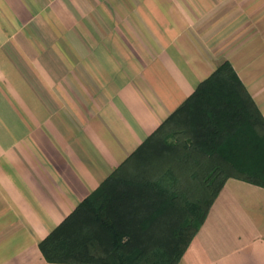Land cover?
I'll use <instances>...</instances> for the list:
<instances>
[{
  "label": "crops",
  "instance_id": "0c3cea01",
  "mask_svg": "<svg viewBox=\"0 0 264 264\" xmlns=\"http://www.w3.org/2000/svg\"><path fill=\"white\" fill-rule=\"evenodd\" d=\"M264 117V0H0V264L40 243L223 63ZM178 264H264L229 177Z\"/></svg>",
  "mask_w": 264,
  "mask_h": 264
},
{
  "label": "trees",
  "instance_id": "16d2710c",
  "mask_svg": "<svg viewBox=\"0 0 264 264\" xmlns=\"http://www.w3.org/2000/svg\"><path fill=\"white\" fill-rule=\"evenodd\" d=\"M160 149L158 174H126ZM229 177L264 187V117L225 62L40 250L55 264H178Z\"/></svg>",
  "mask_w": 264,
  "mask_h": 264
},
{
  "label": "rangeland",
  "instance_id": "374dc122",
  "mask_svg": "<svg viewBox=\"0 0 264 264\" xmlns=\"http://www.w3.org/2000/svg\"><path fill=\"white\" fill-rule=\"evenodd\" d=\"M169 125H166L164 127V131L167 130V128H169ZM168 131V130H167ZM165 131V132H167ZM174 139H168L169 142H172ZM174 142V141H173ZM175 143V142H174ZM161 151V153H160ZM160 151H151L150 154L147 156V159L142 161V162H132V164L125 169L124 171L126 172V174H130L134 171H136V167H139V169H146V172H150L152 175L154 174H158L160 172V170L158 169V166L161 164L162 166V162H163V157L165 155H162L163 153H165L162 149H160ZM161 162V163H160ZM131 169V170H129ZM194 169V168H193ZM197 191V189H196Z\"/></svg>",
  "mask_w": 264,
  "mask_h": 264
}]
</instances>
